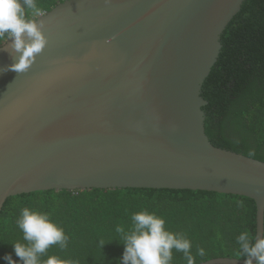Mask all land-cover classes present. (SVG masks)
<instances>
[{"label": "water", "instance_id": "95a60500", "mask_svg": "<svg viewBox=\"0 0 264 264\" xmlns=\"http://www.w3.org/2000/svg\"><path fill=\"white\" fill-rule=\"evenodd\" d=\"M245 1L66 0L35 19L47 43L26 71L0 45V214L41 191H207L252 199L264 237V162L215 146L203 110Z\"/></svg>", "mask_w": 264, "mask_h": 264}, {"label": "trees", "instance_id": "16d2710c", "mask_svg": "<svg viewBox=\"0 0 264 264\" xmlns=\"http://www.w3.org/2000/svg\"><path fill=\"white\" fill-rule=\"evenodd\" d=\"M64 1L34 0L43 14ZM5 41L0 38V45ZM221 42L220 57L203 86L206 133L215 146L264 162V0H246ZM24 208L48 213L68 238L66 247L52 245L41 259L56 256L73 264H120L124 245L115 229L130 227L131 216L141 211L162 217L167 230L191 241L193 264L225 257L244 260L237 237L257 235L256 204L243 196L132 188L41 191L5 203L0 264H7L2 259L6 253L22 264L13 244L24 242L17 224ZM101 240L108 243L103 249ZM171 264H187L184 253L173 249Z\"/></svg>", "mask_w": 264, "mask_h": 264}, {"label": "clouds", "instance_id": "9594fccd", "mask_svg": "<svg viewBox=\"0 0 264 264\" xmlns=\"http://www.w3.org/2000/svg\"><path fill=\"white\" fill-rule=\"evenodd\" d=\"M42 14L34 0H0V38L6 39V44L11 41L12 49L19 54L16 62L4 71L9 68L17 72L26 71L43 50L46 37L36 20L30 18ZM17 224L24 242H15L13 248L22 264H73L56 256L41 259L50 246L58 244L64 248L68 240L64 230L48 213L24 208ZM115 231L124 245L120 264H171L173 249L183 252L187 264H193L191 241L167 230L165 220L154 213H134L130 227L118 225ZM237 243L245 257V264H264V237L252 239L247 232H243L237 237ZM105 244L108 243L100 241L102 249ZM198 254L203 256L205 250L199 249ZM2 259L7 264H17L11 253H6Z\"/></svg>", "mask_w": 264, "mask_h": 264}]
</instances>
